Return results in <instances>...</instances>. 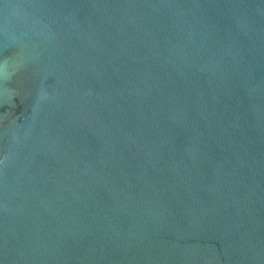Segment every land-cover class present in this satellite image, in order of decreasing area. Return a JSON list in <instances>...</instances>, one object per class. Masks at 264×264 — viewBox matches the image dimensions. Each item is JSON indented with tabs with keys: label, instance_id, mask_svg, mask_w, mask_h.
Instances as JSON below:
<instances>
[{
	"label": "water",
	"instance_id": "95a60500",
	"mask_svg": "<svg viewBox=\"0 0 264 264\" xmlns=\"http://www.w3.org/2000/svg\"><path fill=\"white\" fill-rule=\"evenodd\" d=\"M0 264H264V0H0Z\"/></svg>",
	"mask_w": 264,
	"mask_h": 264
}]
</instances>
